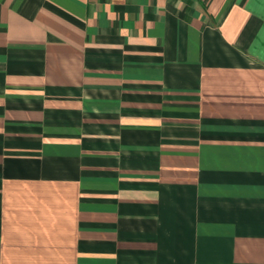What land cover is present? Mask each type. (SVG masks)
Segmentation results:
<instances>
[{"label":"crops","instance_id":"0c3cea01","mask_svg":"<svg viewBox=\"0 0 264 264\" xmlns=\"http://www.w3.org/2000/svg\"><path fill=\"white\" fill-rule=\"evenodd\" d=\"M0 264H264V0H0Z\"/></svg>","mask_w":264,"mask_h":264}]
</instances>
